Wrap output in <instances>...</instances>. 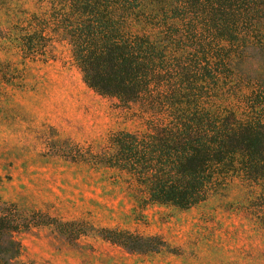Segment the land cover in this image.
<instances>
[{
	"label": "trees",
	"instance_id": "16d2710c",
	"mask_svg": "<svg viewBox=\"0 0 264 264\" xmlns=\"http://www.w3.org/2000/svg\"><path fill=\"white\" fill-rule=\"evenodd\" d=\"M38 4L39 11L9 22L5 29L11 33L5 36L1 29L0 37L12 35L24 58L44 61L55 58V42H65L87 86L119 106H136L144 120L143 130L116 131L96 152L77 144L63 149L73 161L125 174L141 205L186 209L232 177L264 182V69L252 67L245 56L247 51L264 54V0ZM215 51L228 52L220 60ZM207 56L227 65L237 62L241 100L236 108L204 101L218 87L210 86L207 93L199 82L221 74L217 62L204 66ZM29 226L18 219L17 209L0 201V264H26L19 260L15 234ZM107 231L111 235L103 238L129 250L140 239L128 231Z\"/></svg>",
	"mask_w": 264,
	"mask_h": 264
},
{
	"label": "rangeland",
	"instance_id": "374dc122",
	"mask_svg": "<svg viewBox=\"0 0 264 264\" xmlns=\"http://www.w3.org/2000/svg\"><path fill=\"white\" fill-rule=\"evenodd\" d=\"M37 11L38 0H0V30L6 36L9 22ZM8 36L0 37V201L30 222L15 234L20 261L264 264V182L232 177L186 209L137 203L125 174L75 162L63 152L75 144L96 152L116 131L143 130L137 107L119 106L87 86L65 42H55V58L32 60ZM215 52L221 60L228 51ZM245 56L252 67L264 69L261 51ZM220 60L206 57L204 66L217 62L221 74L199 85L207 93L218 87L204 101L232 110L241 100L234 76L239 66ZM111 229L140 237L135 250L103 238Z\"/></svg>",
	"mask_w": 264,
	"mask_h": 264
}]
</instances>
